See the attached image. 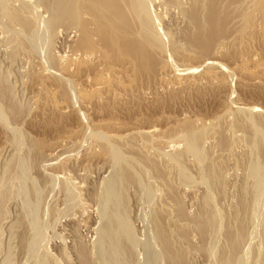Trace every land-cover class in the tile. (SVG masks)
I'll list each match as a JSON object with an SVG mask.
<instances>
[{
    "label": "rangeland",
    "instance_id": "rangeland-1",
    "mask_svg": "<svg viewBox=\"0 0 264 264\" xmlns=\"http://www.w3.org/2000/svg\"><path fill=\"white\" fill-rule=\"evenodd\" d=\"M125 1L0 0V264H264V0Z\"/></svg>",
    "mask_w": 264,
    "mask_h": 264
},
{
    "label": "bare ground",
    "instance_id": "bare-ground-1",
    "mask_svg": "<svg viewBox=\"0 0 264 264\" xmlns=\"http://www.w3.org/2000/svg\"><path fill=\"white\" fill-rule=\"evenodd\" d=\"M51 1V0H50ZM121 1V0H120ZM123 1V0H122ZM131 1V0H130ZM135 1V0H134ZM134 1H133V3H134ZM141 1V0H140ZM126 2V1H125ZM127 2H128V5H129V1L127 0ZM126 2V3H127ZM130 3H132V2H130ZM136 3H138L137 1H136ZM143 3V2H142ZM56 7H55V16H56V18H54V19H58V18H60V17H62V19H60V20H62V23H64L65 24V26H66V28L67 29H74L75 31H76V33H78V35H82L83 34V32L85 33V31H86V27L85 26H87V25H85V24H87V23H93V25H94V28L97 30V32H98V35H100L101 33H110L111 35H112V37H113V35L115 36V35H117L118 37L120 36V33H130V29H129V27H127V25H125V23H126V21L124 22V25L121 23L122 21L121 20H119V19H122V17H121V15H123L122 13H121V11L123 10V8H125V7H123L122 5H120L121 4V2H120V4L118 3V0H56ZM55 4H54V6H55ZM52 5H53V2H52ZM51 5V6H52ZM122 6L121 8H122V10H120V6ZM125 5H127V4H125ZM127 5V6H128ZM134 5V4H133ZM132 5V6H133ZM75 6H77L78 7V9H79V11L76 9V7ZM212 6V5H211ZM210 6V7H211ZM135 7V6H134ZM133 7V8H134ZM138 7V6H137ZM209 7V8H210ZM213 8H214V6H212ZM212 7H211V9H212ZM132 8V7H131ZM208 8V9H209ZM14 9V8H13ZM136 9V8H135ZM215 9V8H214ZM25 10V9H24ZM73 10H77L76 12H77V19H76V13H74L73 12ZM213 10V9H212ZM130 11H133V9L132 10H130ZM134 12V11H133ZM137 12V11H136ZM192 12V11H191ZM194 12V11H193ZM192 12V14H190V15H193V18L195 19L197 16H198V12H194L193 13ZM211 12V11H210ZM73 13H74V15H73ZM123 13H124V11H123ZM197 14V16H196V14ZM208 13H209V11H208ZM125 14V13H124ZM132 14V13H131ZM207 14V13H206ZM14 15V14H13ZM15 15H17V14H15ZM135 15V14H134ZM147 15V14H146ZM208 15V14H207ZM213 15H214V13H213ZM213 15H212V12L211 13H209V15H208V19L207 20H209V25H210V23H212L213 22ZM85 16H87L86 18H85ZM120 16V17H119ZM153 16V15H152ZM204 16V15H203ZM12 17V16H11ZM124 17V16H123ZM21 18V17H20ZM149 18V17H148ZM205 18H206V16H205ZM212 18V19H211ZM14 19V18H13ZM17 20H19V19H17ZM23 20V19H22ZM59 20V21H60ZM77 20V21H76ZM119 20V21H118ZM148 20V19H147ZM201 19H199V21H200ZM204 20V19H203ZM206 20V19H205ZM15 21V20H14ZM57 21V20H56ZM89 21V22H88ZM121 21V22H120ZM150 21H152V20H150ZM196 21H198V17L196 18ZM212 21V22H211ZM18 23V21H15V23ZM37 22V21H36ZM58 22V21H57ZM76 22V24H74ZM83 22V23H82ZM206 22V26H207V28L209 27V25L207 24V22L208 21H205ZM22 22H20V20H19V23H18V25L20 24L21 26H22V24H24V22L21 24ZM60 23V22H59ZM82 23V24H81ZM149 23V22H148ZM197 23V22H196ZM13 24V23H12ZM55 24H56V22H55ZM79 24H81L80 26H81V28L79 27ZM127 24V23H126ZM143 24V23H142ZM152 24H153V22H152ZM198 24V23H197ZM85 25V26H84ZM147 25V24H146ZM200 25V24H199ZM212 25H213V23H212ZM24 26V25H23ZM63 26V25H62ZM64 26V27H65ZM83 26H84V28H83ZM145 26V25H144ZM152 26V25H151ZM203 26V25H202ZM91 27V26H90ZM89 27V28H90ZM212 27V26H211ZM211 27H209V28H211ZM30 28V27H29ZM136 28V27H135ZM198 28V27H197ZM200 28V27H199ZM198 28V30H199V33H202V32H200V29ZM205 28V27H204ZM85 29V30H84ZM91 29V28H90ZM94 29V30H95ZM203 28L201 27V30H202ZM84 30V31H83ZM93 30V29H92ZM91 30V31H92ZM204 30H206V29H204ZM83 31V32H82ZM89 31V30H88ZM87 31V32H88ZM208 31H212V30H209L208 29ZM90 32V31H89ZM95 32V31H94ZM91 33V32H90ZM100 33V34H99ZM149 33V32H148ZM196 33H197V31H196ZM198 33V34H199ZM206 33V32H205ZM209 33V32H208ZM212 33H213V31H212ZM211 33V34H212ZM86 34V33H85ZM147 34V33H146ZM84 35V34H83ZM97 35V36H98ZM102 35V34H101ZM101 35H100V40H106L105 38V36H102L101 37ZM106 35H108V34H106ZM127 35V34H126ZM125 35V36H126ZM79 36V37H80ZM117 36H115L116 37V39H117V41L121 38H117ZM192 36V35H191ZM195 39H193L192 37L190 38V36L188 37V38H190L191 40H195V42H198L199 43V41H200V43H202L201 41H202V39H203V36L202 35H196L195 34ZM198 36V37H197ZM202 36V37H201ZM105 37V38H104ZM208 37V36H207ZM210 37H212L211 35H210ZM209 37V38H210ZM98 38H99V36H98ZM102 38H104V39H102ZM124 38V37H123ZM115 39V40H116ZM189 39V40H190ZM191 40H190V42H191ZM102 41V42H103ZM120 41V40H119ZM119 41L117 42V43H119ZM212 41V40H211ZM115 42V41H114ZM194 42V43H195ZM105 43V42H104ZM116 43V42H115ZM197 43V44H198ZM120 44V43H119ZM193 44V43H192ZM122 45V44H121ZM195 45V44H194ZM199 46H200V44H198ZM104 46H105V44H104ZM120 46V45H119ZM105 47H107V46H105ZM263 171V170H262ZM112 190V189H111ZM119 232V231H118ZM131 232V231H130ZM168 246V245H167ZM174 264H175V262H174Z\"/></svg>",
    "mask_w": 264,
    "mask_h": 264
}]
</instances>
